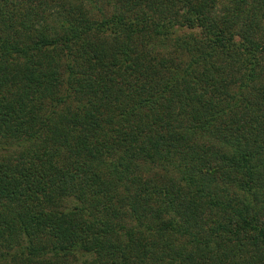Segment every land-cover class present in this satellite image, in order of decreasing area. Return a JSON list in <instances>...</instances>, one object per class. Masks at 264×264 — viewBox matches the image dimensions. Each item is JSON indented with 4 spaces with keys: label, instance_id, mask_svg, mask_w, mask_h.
<instances>
[{
    "label": "trees",
    "instance_id": "16d2710c",
    "mask_svg": "<svg viewBox=\"0 0 264 264\" xmlns=\"http://www.w3.org/2000/svg\"><path fill=\"white\" fill-rule=\"evenodd\" d=\"M0 149V264H264V0H0Z\"/></svg>",
    "mask_w": 264,
    "mask_h": 264
},
{
    "label": "rangeland",
    "instance_id": "374dc122",
    "mask_svg": "<svg viewBox=\"0 0 264 264\" xmlns=\"http://www.w3.org/2000/svg\"><path fill=\"white\" fill-rule=\"evenodd\" d=\"M61 58V62H64V59L62 57V54L60 56ZM12 150H1L0 149V157H5L8 156L9 154H11ZM74 204V202L71 200V197H65L63 199H59L54 203H48L46 204L48 208L50 209H54V210H60V211H65L68 210L69 208H71V206ZM45 205V206H46ZM14 247V246H11ZM10 248V247H8ZM83 260V256L80 255V257L76 256L75 259L74 258H70L68 261L66 260L67 264H80V262ZM49 262L50 264H62L63 260H61V258H49Z\"/></svg>",
    "mask_w": 264,
    "mask_h": 264
}]
</instances>
